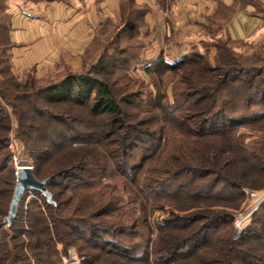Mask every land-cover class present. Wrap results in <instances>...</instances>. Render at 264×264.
Segmentation results:
<instances>
[{
    "label": "trees",
    "instance_id": "16d2710c",
    "mask_svg": "<svg viewBox=\"0 0 264 264\" xmlns=\"http://www.w3.org/2000/svg\"><path fill=\"white\" fill-rule=\"evenodd\" d=\"M157 1L163 7L168 2ZM6 10V2L0 0V77L9 86L4 89L0 85V264H60V243L65 250H78L84 264H133L137 256L121 238L132 239L136 222L147 223L150 204L156 210L162 197L176 196L187 201L181 204L176 199L172 205L180 211H193L173 213L158 228L156 252L170 254L168 263L264 264V203L239 236L231 227L234 210L244 201L243 190L264 188V135L248 142L241 132L242 128H264V65L214 68L201 56L191 55L172 63L159 56L150 66H140L149 78L155 64L175 75L186 71L184 88L173 101L155 96L156 84L151 83L148 103L159 101L158 110L150 105L159 113L153 129L150 126L155 120L151 118L129 122L123 107L124 103L132 105L145 91L132 92L121 100L115 94V82L107 76L109 68L129 75L142 62L140 54L122 62L103 58L93 66V47L105 45L97 37L84 58L82 73L46 83L28 75L19 82L6 56L12 47ZM142 15V11L129 9L118 27L120 36L136 40L141 49ZM100 35L103 37L104 31ZM124 51L121 54L127 53ZM94 69L103 78L96 76ZM189 73L209 76L213 83L194 84L187 79ZM231 87L245 94L241 101L246 112L240 116L231 113L233 102L226 97ZM7 90L12 92L10 96ZM8 106L19 118L18 137L27 145L34 176L40 182L47 179L53 200L28 189L9 226L6 220L17 184L9 149L12 117ZM84 122L88 125L83 132ZM157 136V145L145 144V138L155 140ZM170 139L173 143L179 139V145H174L173 154L163 157ZM138 149L143 151L141 158L137 164H129ZM94 169L105 174L113 169L112 174L119 173L132 182L133 191V185L146 180L135 200L143 214L140 221L134 218L126 227L103 222L110 216V206L80 191L92 187ZM250 178L253 182H248ZM26 196H32L27 207ZM221 226L232 228L229 237H218Z\"/></svg>",
    "mask_w": 264,
    "mask_h": 264
},
{
    "label": "crops",
    "instance_id": "0c3cea01",
    "mask_svg": "<svg viewBox=\"0 0 264 264\" xmlns=\"http://www.w3.org/2000/svg\"><path fill=\"white\" fill-rule=\"evenodd\" d=\"M12 47L8 58L19 79L60 81L82 73L84 58L105 28L121 25L127 10L143 13L144 58L166 61L188 54L208 28L235 44L264 41V0H4ZM205 36V34H204Z\"/></svg>",
    "mask_w": 264,
    "mask_h": 264
},
{
    "label": "rangeland",
    "instance_id": "374dc122",
    "mask_svg": "<svg viewBox=\"0 0 264 264\" xmlns=\"http://www.w3.org/2000/svg\"><path fill=\"white\" fill-rule=\"evenodd\" d=\"M171 0H168L166 3H170ZM161 7V5H159ZM162 9V8H161ZM133 19V18H132ZM122 23V22H121ZM118 27L120 25L110 28H105L104 36L101 37L99 35V39L105 43L104 47H101V49H98V47L92 49V55H91V61L93 66H96V63L99 62L101 59L108 60L109 58L117 59L120 62L123 60H127L129 57H136L138 54H140V57L142 59V62L139 63L138 68L132 69L131 73L129 75H126L123 72H120L119 70L112 71L111 68L107 71V76L110 81L115 82V94L118 98L121 100L124 96L127 94H130L132 92H136L139 90H144V95H141L137 100L133 101L132 105H128L127 103L123 104V107L127 112L129 122L134 123L138 122L143 119L151 118L153 121L156 119L159 115L157 105L159 104V101L156 103L151 102L150 105H154V108L150 107L149 101L152 97L150 85L152 82L156 84L155 87V96L159 94V96L167 97L163 98L164 101L167 99L170 101H173V98H175L174 95L178 94V90L182 91L184 88V79L182 76H184L186 71H182L180 73L171 74L166 71V69L159 67L155 64V66H152V75H150V78L148 75L145 74L143 71V66L149 65L154 60L148 61L144 58V54L146 53V44L143 43V49H141L140 45L138 46L136 44V40H129L126 35L119 34ZM205 34V36H204ZM140 39V37H139ZM141 40V39H140ZM124 50H127V53L121 54ZM125 52V51H124ZM9 52L6 53V56L8 57ZM195 56L199 57L201 56L204 60H206L212 67H261L264 65V41L258 42L255 44H249V43H241V44H231L228 42L227 38L224 37L218 30V28H208L203 32V35L197 39L194 40L189 45L188 54L186 56ZM159 56H164L163 54ZM158 56V57H159ZM175 61V60H171ZM140 66H142L140 68ZM150 66V65H149ZM96 76H100L103 78L102 73H96L97 70H93ZM187 79H191L194 84H206V83H213L209 76L206 75H197V74H190L188 75ZM3 77H0V85L6 89L9 86L4 83ZM24 79H19V82H22ZM38 83H46L49 81H37ZM53 82V81H52ZM146 85V87L144 86ZM233 86V84H231ZM235 86V85H234ZM227 92L229 97L226 95V97L229 99H232L230 102H233V105L230 106L231 113L235 114L236 116H240V114L245 113L244 109L242 108V97L245 95L244 92H238V90L234 87H231L228 89ZM9 91V90H7ZM12 92L9 91V96ZM225 97V99H226ZM24 109H26V112L29 111L30 106L25 105L23 106ZM10 116L12 117V128L10 131V141H9V149L12 151V166L15 167V175H16V181H17V170L19 167H33V161L29 156V151L27 150V145L25 142H23L18 137V128H19V118L14 115L13 110L11 106H8ZM28 109V110H27ZM31 113V111H29ZM154 121L153 129L157 128V121ZM31 124V123H30ZM88 125V122H84L81 131L84 132L85 125ZM36 125L39 127L38 122ZM36 127V128H38ZM258 129V128H257ZM248 128H242L241 132L245 133V135L248 136L247 141L252 142L254 139H257V136H260V134L264 135V128H259V130H252L251 132ZM254 133V134H252ZM160 136V135H158ZM157 136V139L155 140L150 138H145V144L147 146L157 145L159 143V138ZM162 144H165V140L161 141ZM179 139L175 140V143H173V140L170 139V145L163 153L164 156H168L170 154L174 153V145H179ZM153 147V146H152ZM142 150L138 149L134 151L133 156L131 159L128 160L129 164H137L139 159L142 155ZM94 173L96 174L93 177L90 178V181L93 182V185L91 188H83L80 191L88 196L89 199L93 198L96 201H100V204L107 203L110 206L111 213L110 216L107 219H104L103 222L107 224V222H110L115 225L120 224V226H129V224L134 220V218H137V220L140 221L138 218H143V214L140 212V206L139 201L136 203L135 200H138L139 198L137 195L139 193V189L142 188L143 183H147L146 180L143 179V183L141 185L135 186L133 185L134 191L131 189L130 183L131 181H128L129 179L125 178L120 175L119 173H113L112 171L108 172V174H105V172L99 171L94 169ZM253 179L250 178L248 182H253ZM244 201L241 203L240 207L235 211L234 220L231 225V227L235 230L236 229V236L240 235L244 230L248 229V227L252 224V220L254 218L255 213L259 209V207L264 203V188H261L259 190H252L250 188H245L243 190ZM85 196V197H86ZM228 196L227 193L224 197ZM32 196H26L25 197V204L24 206H28L30 202V198ZM87 198V199H88ZM178 200L180 203L187 201V198H183L180 196H176L170 198V197H162L161 203L159 209H156V206L154 204L149 205V215L147 216L148 220L147 223L144 221L136 222V228H135V236L131 239V237L127 238H121L124 240H120L121 243L124 245L132 248L133 254L137 256V260L133 261V264H170L168 258L170 257V254H167L166 252L163 253H157V241L159 239V230L158 228L160 225H164L165 221L170 218L171 214L177 213L180 215H184L187 213H190L193 210L189 211H180L179 208L175 207V205H172L170 202ZM167 201L168 203H164ZM182 204V203H181ZM25 209L27 210V208ZM219 211H224L222 209V206H218ZM108 225V224H107ZM229 226H221L219 232V238H227L230 236V230L232 229ZM169 235V234H168ZM57 249L61 252V263L60 264H70V262H76L79 260L78 264H84L85 259L80 255L78 250L74 248H68V250H65L63 247V244H58ZM96 252V251H95ZM145 253V254H144ZM120 260V259H119ZM121 261V260H120Z\"/></svg>",
    "mask_w": 264,
    "mask_h": 264
},
{
    "label": "water",
    "instance_id": "95a60500",
    "mask_svg": "<svg viewBox=\"0 0 264 264\" xmlns=\"http://www.w3.org/2000/svg\"><path fill=\"white\" fill-rule=\"evenodd\" d=\"M16 184L17 185L14 190V195L11 200L12 203L10 206L9 215L6 220L8 226L11 225L13 219H15L19 204L21 202L20 200L28 189L37 190L41 192V194H43L49 202L53 201L51 200V194L47 189V179L42 180L41 182L38 181L34 176L32 167L24 166L18 168Z\"/></svg>",
    "mask_w": 264,
    "mask_h": 264
},
{
    "label": "built area",
    "instance_id": "2783aa9c",
    "mask_svg": "<svg viewBox=\"0 0 264 264\" xmlns=\"http://www.w3.org/2000/svg\"><path fill=\"white\" fill-rule=\"evenodd\" d=\"M158 7H160V6H158ZM79 263V260H77L76 262H70V264H78Z\"/></svg>",
    "mask_w": 264,
    "mask_h": 264
}]
</instances>
